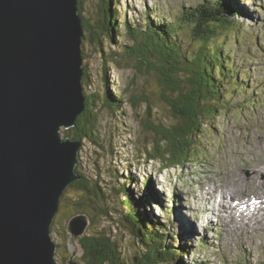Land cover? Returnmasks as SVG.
Listing matches in <instances>:
<instances>
[{"label": "rangeland", "instance_id": "obj_1", "mask_svg": "<svg viewBox=\"0 0 264 264\" xmlns=\"http://www.w3.org/2000/svg\"><path fill=\"white\" fill-rule=\"evenodd\" d=\"M114 1L116 4L112 7L119 25L117 38L114 37V41L108 40L107 44L104 42L102 51L97 44H92L88 40L82 42L83 66L90 74V83L88 86L87 84L83 86V90H88V93L94 96L99 124L95 132L96 142L85 141L81 144L78 169L91 180V183L95 180L92 178L97 177L100 188L110 198L108 204L110 213L105 217H97L95 223L90 222L86 234L95 231L105 233L120 245L124 259L135 264L138 261L137 253L140 249L135 238L124 229L121 205L123 198L117 190L126 187L133 191L135 198L139 197L145 188L144 178L149 177L152 190L156 192L157 202L161 203L167 212L170 195L174 192L175 205L177 208H179L178 205L181 206L182 209V224L191 227L192 222L186 217L193 220V229L190 231L192 235L186 239L192 253L186 257L183 256V262L187 264H197L201 261L202 264H264V203L258 205L250 203L252 207L249 208V213L238 207L239 204L228 207L229 203L235 200L233 195L242 197L245 192L255 194L262 192L260 188H264L261 185L264 181V173L253 172L254 169H264V88L258 87L259 84L264 86V0H258L262 6L258 14L250 10L249 0L241 2L243 8L240 12L243 14H239V17L236 15L233 21L235 24L240 22L242 29L239 33L245 34L247 38L240 42L237 36V45H234V39L230 37L227 41H231L232 47L225 49L235 62V66L243 67L251 73L247 90L242 95L237 94L232 101L235 105L243 106L241 113L231 110L222 112L220 117L214 120L213 134L211 132L207 140L201 143L203 150L207 149L206 157L201 162L186 164L182 168L172 166L165 170H162V162L147 160L144 153V148L150 147V137L143 129L142 120L145 117L146 104L141 99L142 96L154 98L152 101L155 107L151 106V110L153 113L156 112L158 121L165 124L174 122L167 107L158 101L160 94L158 76L154 70L140 67L131 58L127 60L120 57V54L114 56L110 54L119 52L118 49L121 46H130L124 28L125 21L132 26L143 27L145 23H142L140 18L149 9L153 11L151 18L155 17L154 22L158 23L165 13L174 23V20L183 12L196 6L198 0ZM99 4L100 0H82V15L85 21L95 19ZM160 14L162 15L159 16ZM177 30L180 36H177L178 40L181 39L182 45L189 52L190 48L195 46L190 27L179 25ZM249 31L257 38L259 48L254 47V50L249 48L251 43L248 41ZM112 58L122 60L120 66L110 62ZM104 73L107 75L109 90L112 93L128 92L123 98L120 110L110 111L104 105L106 93ZM132 97L137 100L136 107L129 103ZM152 101L151 104H153ZM250 101L253 106H250ZM61 136L64 138L62 132ZM222 186L225 190H233L232 187H234L235 193H229L232 199L228 198V193L223 194ZM213 189L220 197L216 195L212 205L214 204L217 209L219 202L220 207H223L218 218L210 216V208L213 206L210 201L203 199L205 190L212 192ZM80 196L83 197L81 191L68 189L56 216L55 222L58 227L51 234L56 245V264H67L71 255L66 226L72 217L73 205L77 203ZM221 196L225 200H222ZM85 201L90 203L89 196ZM147 210L149 217L151 213L159 216L160 222L167 225V235L171 234L172 226L176 225L174 215L162 212L161 209ZM224 211L226 214H223ZM84 214L90 220L93 215L92 209L87 207ZM178 217L181 216L178 215ZM233 217L236 219L235 222L232 220ZM223 222H226V226ZM196 236L205 238L209 246L202 248L196 244ZM82 253L79 247L75 258L78 263L82 261Z\"/></svg>", "mask_w": 264, "mask_h": 264}, {"label": "trees", "instance_id": "obj_2", "mask_svg": "<svg viewBox=\"0 0 264 264\" xmlns=\"http://www.w3.org/2000/svg\"><path fill=\"white\" fill-rule=\"evenodd\" d=\"M115 2L100 0L99 10L92 21L84 20L82 0L78 3L79 14L83 20V41L88 40L92 44H97L101 51L104 42L107 44L108 40L114 41V37L118 36L119 25L113 8ZM151 15L153 11L147 9L140 18V21L145 23L143 27L138 25L135 27L125 21L124 28L130 46H121L119 52H111L110 55L120 54V57L127 60L131 58L140 67L156 72L160 86L158 101L167 107L174 122L165 124L158 121L156 112L153 113L151 110L154 98L142 96L141 99L146 104L145 117L142 120L143 129L150 137V147H145L144 153L147 160L162 162V170L172 166L182 168L186 164L199 163L206 157L207 149L203 150L201 143L207 140L211 132L213 134L214 120L220 117L222 112L242 111L243 106L235 105L232 101L237 94L242 95L247 90L251 73L243 67L235 66V62L225 50L227 47L231 48V41H227L230 37H233L236 44L237 36L240 40L243 38L239 33L242 26L233 21L237 12L230 0H198L196 6L183 12L174 23L165 13L158 23L154 22L155 17L152 19ZM179 25L190 27L195 46H192L189 52L182 45L181 39L177 38ZM257 43L256 40L252 48L256 47ZM82 56L84 57L83 52ZM110 62L120 66L122 60L112 58ZM83 68L82 84L88 86L90 74L86 67ZM104 70L107 74V69ZM106 74L104 105L110 111L120 110L123 98L128 92L112 93ZM241 75L242 77H239ZM258 87L264 88L260 84ZM88 92L84 90L85 111L77 117L76 125L69 130L61 131L64 138L69 137L81 144L85 141L96 142L95 132L99 124L94 96ZM129 103L133 107L138 104L135 97H132ZM249 103L253 106L252 101ZM76 170L82 179L72 183L65 190L60 207L68 189L79 190L83 197L80 196L73 205L74 211L71 216L84 214L88 207L93 212L90 222L95 223L97 217H105L110 213L108 207L110 198L100 188L97 177L92 178L95 180L91 183V180L79 171L78 166ZM143 184L145 188L136 198L133 191L126 187L117 190L123 198L121 205L124 229L135 238L140 249L135 264H187L182 258L192 251L186 240L191 232L185 224L180 225L179 219L176 220L171 234L167 235V225L160 222L159 216L153 213L148 216L147 209H161L162 212L174 214V198L170 197L167 212L166 208L157 202L156 192L152 190L149 177L144 178ZM88 196L90 203H85ZM91 196L93 198H90ZM100 202L102 205L99 206ZM57 227L58 224L54 222L52 232ZM198 242L202 248L208 247L205 238ZM78 244L83 251L79 264H131L124 259L117 241L101 231L85 234L79 239ZM201 262L197 264H202Z\"/></svg>", "mask_w": 264, "mask_h": 264}, {"label": "water", "instance_id": "obj_3", "mask_svg": "<svg viewBox=\"0 0 264 264\" xmlns=\"http://www.w3.org/2000/svg\"><path fill=\"white\" fill-rule=\"evenodd\" d=\"M79 0H0V264H56L52 227L81 143L61 131L85 111ZM90 224L67 223L70 257Z\"/></svg>", "mask_w": 264, "mask_h": 264}, {"label": "bare ground", "instance_id": "obj_4", "mask_svg": "<svg viewBox=\"0 0 264 264\" xmlns=\"http://www.w3.org/2000/svg\"><path fill=\"white\" fill-rule=\"evenodd\" d=\"M253 172L254 173H257V172H263L264 173V169L263 170H258V169H254L253 170ZM254 178V177H253ZM237 182H238V180H237ZM250 183V182H249ZM213 184V183H212ZM239 184H241L240 183V181H239ZM256 184H253V186H255ZM263 187H264V181H263V183L261 184ZM212 186V185H211ZM257 186V185H256ZM232 187V186H231ZM238 187V186H237ZM257 187H259V186H257ZM222 188H223V194H225V193H231V194H233V193H235V191H233L234 190V187H232L233 188V190L232 189H228V190H225L224 189V187L222 186ZM260 188V187H259ZM255 189H256V187H255ZM204 190V189H203ZM208 190V189H207ZM247 190V189H246ZM260 190H262V192H256L255 194H248V192H245V194H244V196H240V197H236V196H234L233 195V197L235 198V200L233 201V203L232 202H230L229 203V206L228 207H230V206H232V205H235V206H237L238 204V207L240 206V208H242V209H244V210H246V213H249V208L250 207H252L251 206V204L250 203H253V204H256V205H258V204H261L262 202L264 203V188H260ZM253 193V192H252ZM216 195H218L215 191H214V189L212 190V192L209 190V192L207 191V193H206V196H205V198H203L205 201L207 200V201H209L210 199H211V202L217 197ZM218 197H220L219 195H218ZM228 198L229 199H232L231 198V196H230V194H229V196H228ZM221 199L222 200H225L224 199V197L223 196H221ZM236 199H237V201H236ZM257 202V203H256ZM186 203V202H185ZM227 204H228V202H227ZM211 205H212V203H211ZM218 208L216 209L215 207H214V204L212 205L213 207L211 208V212H210V214L212 215V217H215V218H218L220 215H221V213H219V212H221V211H223L222 209H223V207H220V204H219V202H218ZM233 207V206H232ZM236 210L238 209V208H235ZM224 214H226V212L224 211ZM204 216V215H203ZM202 217V216H201ZM201 217H200V219H201ZM224 224L226 223V222H223ZM231 223V222H230ZM211 224V223H210ZM225 226H226V224H225ZM211 227V226H210Z\"/></svg>", "mask_w": 264, "mask_h": 264}]
</instances>
